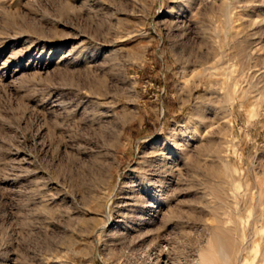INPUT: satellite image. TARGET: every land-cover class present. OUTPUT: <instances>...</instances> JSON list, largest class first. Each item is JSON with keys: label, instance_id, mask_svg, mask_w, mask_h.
<instances>
[{"label": "rangeland", "instance_id": "obj_1", "mask_svg": "<svg viewBox=\"0 0 264 264\" xmlns=\"http://www.w3.org/2000/svg\"><path fill=\"white\" fill-rule=\"evenodd\" d=\"M0 264H264V0H0Z\"/></svg>", "mask_w": 264, "mask_h": 264}, {"label": "bare ground", "instance_id": "obj_2", "mask_svg": "<svg viewBox=\"0 0 264 264\" xmlns=\"http://www.w3.org/2000/svg\"><path fill=\"white\" fill-rule=\"evenodd\" d=\"M217 118V117H216ZM173 145V144H172Z\"/></svg>", "mask_w": 264, "mask_h": 264}]
</instances>
